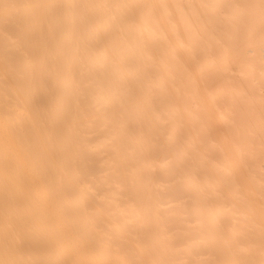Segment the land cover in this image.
<instances>
[{
	"label": "bare ground",
	"instance_id": "6f19581e",
	"mask_svg": "<svg viewBox=\"0 0 264 264\" xmlns=\"http://www.w3.org/2000/svg\"><path fill=\"white\" fill-rule=\"evenodd\" d=\"M0 264H264V0H0Z\"/></svg>",
	"mask_w": 264,
	"mask_h": 264
}]
</instances>
